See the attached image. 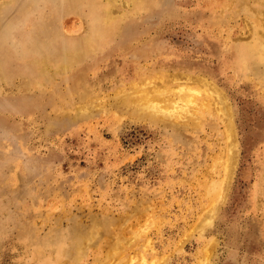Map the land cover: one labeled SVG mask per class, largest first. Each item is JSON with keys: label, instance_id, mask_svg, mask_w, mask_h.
<instances>
[{"label": "rangeland", "instance_id": "1", "mask_svg": "<svg viewBox=\"0 0 264 264\" xmlns=\"http://www.w3.org/2000/svg\"><path fill=\"white\" fill-rule=\"evenodd\" d=\"M238 1L159 0L126 40L27 87L17 60L37 69L32 27L78 38L88 9L0 0V264H264V63L253 51L244 70L239 49L264 40V8ZM177 81L202 120L150 114L155 98L184 104Z\"/></svg>", "mask_w": 264, "mask_h": 264}, {"label": "bare ground", "instance_id": "2", "mask_svg": "<svg viewBox=\"0 0 264 264\" xmlns=\"http://www.w3.org/2000/svg\"><path fill=\"white\" fill-rule=\"evenodd\" d=\"M66 1V0H65ZM71 1L72 4H79L83 5V7H86L88 9V18L90 23L88 24V32L78 38H67L65 37V34L63 36H59L58 33L55 32L53 27L50 28V33L46 36H42V32L38 30V25L36 27H32L33 36H31V39L28 40L26 48L32 49L35 47L37 41H39L40 46L38 48V51L35 53V60L32 61V63L37 67V69L33 72H31L30 68L28 67V63L24 64L25 58H20L17 60V67L23 69V74H27V87H31L32 85H37L39 83H44L45 81L51 80L54 76H56L60 72H65L72 68V62L85 58L87 56H91L94 53H96L98 50H101L105 48L106 46H109L114 42L115 37L121 39V41L126 40V38L122 37L124 34H126V29L129 28L131 25L128 21L129 19L133 18L132 16H135L137 14H141L144 11L147 10L152 6L156 5L159 0H68V2ZM232 1V0H231ZM245 3H244V2ZM35 2V0H34ZM50 2V1H49ZM52 2V1H51ZM237 2H240L237 0ZM243 2V5L246 3L251 2V0H241ZM254 5H259L264 8V0H252ZM39 3V2H38ZM63 3V2H62ZM234 4V3H233ZM236 4V3H235ZM36 5V4H35ZM34 5V6H35ZM63 5V4H62ZM252 5V4H251ZM32 6V8L34 7ZM119 6L122 8L123 6L126 7V11L123 14H116L115 7ZM234 6V5H233ZM74 6H70V8H73ZM153 7V6H152ZM244 7V6H243ZM226 8V7H225ZM224 8V9H225ZM241 8V7H240ZM260 8V7H259ZM228 9V8H227ZM123 10V9H122ZM152 10V9H151ZM154 10V9H153ZM223 10V9H221ZM233 10V9H231ZM249 10V9H248ZM257 10V9H256ZM150 11V10H149ZM73 12V11H69ZM120 12V11H119ZM224 12V11H223ZM228 12V11H227ZM231 12V11H229ZM146 13V12H145ZM218 13V12H217ZM249 13L251 11L249 10ZM262 13L258 11L257 14ZM61 14V13H60ZM252 15V14H251ZM138 16V15H137ZM263 16V15H262ZM261 16V17H262ZM225 17V16H224ZM259 17V16H257ZM260 17V18H261ZM223 18V17H222ZM226 18V17H225ZM229 18V17H228ZM224 19V18H223ZM227 19V18H226ZM262 19V18H261ZM263 20V19H262ZM134 21V20H133ZM132 21V22H133ZM259 21V20H258ZM250 25V24H249ZM261 26V24H259ZM251 26V25H250ZM255 28V27H254ZM259 28V27H258ZM263 28V27H262ZM243 29V28H242ZM246 29V28H245ZM57 30V29H56ZM255 30V29H254ZM243 31V30H242ZM261 31V30H260ZM250 32V30H249ZM122 35V36H121ZM128 35V32L127 34ZM248 35V33H247ZM260 35V34H259ZM258 35V36H259ZM133 36V35H132ZM240 36V35H239ZM252 37V36H251ZM257 37V36H256ZM261 37V36H260ZM263 37V36H262ZM250 39V38H249ZM253 40V39H252ZM246 41V40H245ZM251 42V41H250ZM128 44V43H127ZM246 44V43H245ZM254 45L246 44L243 46H239L240 52H241V64L242 68L244 70H251L250 68H253L250 63V57L253 58V51H256L257 54L255 55V59H257L259 62L264 63V40H261L260 38L257 39L254 43ZM115 45V44H114ZM122 45V44H121ZM236 45V44H235ZM127 46V45H126ZM253 48H250L252 47ZM116 47V46H115ZM18 48V47H17ZM111 48V47H110ZM109 48V49H110ZM235 48V47H234ZM108 50V49H107ZM236 50V48H235ZM237 51V50H236ZM99 52V51H98ZM107 52V51H106ZM105 53V52H104ZM239 53V52H238ZM237 54H235L236 56ZM259 56V58H258ZM28 61V60H27ZM234 61V60H233ZM238 63V62H237ZM87 66V65H86ZM238 66V65H237ZM80 67V65H79ZM78 68V67H77ZM82 68V67H81ZM264 68H262L263 70ZM74 70V69H73ZM240 70H243L240 68ZM261 70V69H260ZM75 72V71H74ZM250 73V72H249ZM245 74V73H244ZM248 74V73H247ZM252 75V74H251ZM245 76V75H244ZM247 76V75H246ZM186 77V76H184ZM204 77V76H203ZM203 77H199L203 80L204 83L208 84V87L211 86L210 83L214 84L211 80L208 78L203 79ZM55 78V77H54ZM177 78V77H176ZM188 78V77H187ZM242 77H240L241 79ZM252 78V77H251ZM263 76H259L258 79H263ZM76 79V78H75ZM195 79V78H194ZM197 79V78H196ZM195 79V80H196ZM1 80V79H0ZM244 80V79H243ZM255 80V79H254ZM248 81V80H246ZM25 82V81H24ZM171 82V81H170ZM178 82V81H177ZM183 82V81H182ZM261 82V81H258ZM179 83V82H178ZM263 83V82H262ZM181 84V83H179ZM44 85V84H43ZM189 85V84H188ZM186 86L185 84L178 85L180 88L176 92L177 98L182 99L184 101V104L180 107L173 106V103H166L167 107H163V103H159V99L155 98L151 103H145L146 107L149 108V112L151 114L152 111L156 110L154 113L162 112L160 111V108H162L163 112L169 113L172 112L174 114H180V116H193L196 119L202 120L203 116L201 115L200 109L201 107L197 104L194 106V108H191L192 103L194 102V91L192 87ZM42 86V85H41ZM198 86V85H197ZM196 86V87H197ZM40 87V86H39ZM256 87V86H255ZM154 88V87H153ZM159 89V88H158ZM137 90V89H136ZM143 90V89H142ZM193 90V91H192ZM34 91V90H33ZM140 91V89H139ZM161 91V90H160ZM163 91L166 92L164 89ZM162 91V92H163ZM168 91V90H167ZM222 91V90H221ZM220 89L217 90V94H222ZM141 92V91H140ZM143 92V91H142ZM157 92V91H156ZM202 92V91H201ZM137 93V92H136ZM146 93V91H145ZM160 93V92H159ZM171 93V91H170ZM261 93V92H260ZM134 94V93H133ZM139 95V93H137ZM154 94V93H152ZM148 95V93L146 94ZM145 95V97H146ZM197 95V93H196ZM129 96V93H128ZM131 96V95H130ZM134 96V95H133ZM144 96V95H143ZM167 96V95H166ZM174 96V95H173ZM144 97V98H145ZM148 97V96H147ZM156 97V96H155ZM172 97V96H171ZM199 97V96H196ZM195 97V98H196ZM143 98V99H144ZM154 98V97H152ZM164 98V97H162ZM168 97L167 99H169ZM134 99V98H133ZM143 99H140L143 101ZM174 99V98H173ZM178 99V100H179ZM150 100V99H149ZM148 100V101H149ZM132 101V100H131ZM144 101H146L144 99ZM177 101V99H175ZM181 101V100H180ZM140 102V101H139ZM162 102V101H161ZM167 102V101H165ZM174 102V101H173ZM182 102V101H181ZM224 102V101H222ZM128 104V103H127ZM175 104V103H174ZM182 104V103H181ZM165 105V103H164ZM165 105V106H166ZM224 106L220 107V111H223V114L225 116V122L227 126V133L228 137H230V148H229V159L228 161L232 164L234 163V158L236 159V149L238 145V141L236 140L235 135V123L233 119V111L232 107L229 101H226ZM143 107V105L139 106ZM147 108V109H148ZM208 110V109H207ZM147 111V110H146ZM204 111V110H203ZM147 113V112H145ZM149 114V113H148ZM221 114V112H220ZM147 115V114H146ZM153 115V114H152ZM155 115V114H154ZM162 115V114H161ZM172 115V114H171ZM219 115V114H218ZM173 116V115H172ZM206 116V115H205ZM159 117V116H158ZM221 117V116H220ZM193 118V119H194ZM152 119V118H151ZM174 119V118H173ZM165 120V119H163ZM162 120V121H163ZM210 122V121H209ZM211 124V123H210ZM214 124V123H213ZM263 164V163H262ZM232 171L230 170L229 163L226 165L225 170V178L231 179ZM263 171V170H262ZM263 177V176H262ZM261 181V180H260ZM100 222V221H98ZM93 223V222H92ZM102 223V222H101ZM95 224V222H94ZM99 224V223H98ZM96 224V225H98ZM100 225V224H99ZM103 225V223H102ZM94 226V225H93ZM89 227V226H88ZM96 230V226L93 227ZM87 230L86 228L84 231ZM100 231V229H99ZM97 230V232H99ZM53 239V238H52ZM53 241V240H52ZM53 243V242H52ZM51 243V245H52ZM72 244V243H71ZM70 244V247H72ZM82 243L74 246V251L81 249ZM59 246V245H58ZM57 250V249H56ZM71 250V249H70ZM68 251V249H67ZM42 252V251H41ZM54 252V250H53ZM71 253V252H70ZM69 253V254H70ZM61 254V253H60ZM73 255V254H72ZM76 255V254H75ZM79 255V253H78ZM209 255V254H207ZM57 256V255H56ZM67 256V255H66ZM206 256V255H205ZM73 258V257H72Z\"/></svg>", "mask_w": 264, "mask_h": 264}]
</instances>
